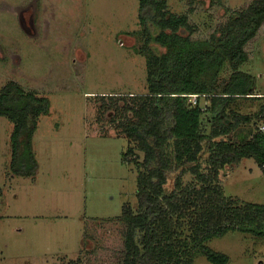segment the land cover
<instances>
[{
    "label": "rangeland",
    "instance_id": "rangeland-1",
    "mask_svg": "<svg viewBox=\"0 0 264 264\" xmlns=\"http://www.w3.org/2000/svg\"><path fill=\"white\" fill-rule=\"evenodd\" d=\"M252 0H221L230 10ZM208 2V0H207ZM188 14L206 39L227 16L209 2ZM175 14L185 0H168ZM138 0H0V90L16 82L46 96L31 140L34 176L11 172L12 124L0 117V264H121L126 222L123 207L136 206V168L124 158L129 143L109 101L146 92V60ZM245 50L240 69L264 96V24ZM194 99V98H192ZM194 101V100H193ZM264 98L242 99L237 109L253 114ZM260 120L243 125L242 132ZM226 197L264 205V171L243 159L222 183ZM206 245L227 264H264V239L229 231ZM193 264H211L195 253Z\"/></svg>",
    "mask_w": 264,
    "mask_h": 264
},
{
    "label": "trees",
    "instance_id": "trees-1",
    "mask_svg": "<svg viewBox=\"0 0 264 264\" xmlns=\"http://www.w3.org/2000/svg\"><path fill=\"white\" fill-rule=\"evenodd\" d=\"M219 6L227 19L206 39H193L198 27L188 14L196 5ZM185 0L187 13L175 14L168 0H138L146 92L107 97L128 139L124 158L136 168V206L123 207L126 222L121 264H193L195 253L211 264H227L226 255L206 245L229 231L264 239V205L223 194L227 174L243 159L264 171V132L243 125L260 120L264 107L242 114L238 102L261 99L254 78L240 68L249 60L247 44L264 24V0L230 10L221 0ZM194 98V99H192ZM194 100V101H193ZM46 96L25 91L16 82L0 90V117L12 124L10 170L35 175L31 146L40 116L49 112Z\"/></svg>",
    "mask_w": 264,
    "mask_h": 264
},
{
    "label": "built area",
    "instance_id": "built-area-1",
    "mask_svg": "<svg viewBox=\"0 0 264 264\" xmlns=\"http://www.w3.org/2000/svg\"><path fill=\"white\" fill-rule=\"evenodd\" d=\"M264 168V167H263Z\"/></svg>",
    "mask_w": 264,
    "mask_h": 264
}]
</instances>
